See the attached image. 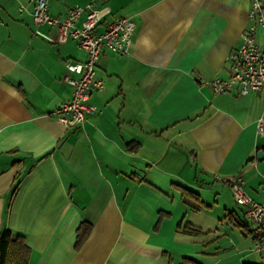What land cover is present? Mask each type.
<instances>
[{
	"label": "crops",
	"instance_id": "crops-1",
	"mask_svg": "<svg viewBox=\"0 0 264 264\" xmlns=\"http://www.w3.org/2000/svg\"><path fill=\"white\" fill-rule=\"evenodd\" d=\"M88 2L48 0V12L65 16ZM250 3L95 0V30L129 17L132 44L127 54L99 55L104 88L69 129L52 111L71 98L65 62L84 61L85 51L74 39L33 33L58 35L55 25L36 26L17 0H0V231L24 238L26 264H180L183 256L264 264L225 180L240 174L264 203V132L254 126L264 96L208 84L230 74ZM256 36L262 42L264 31Z\"/></svg>",
	"mask_w": 264,
	"mask_h": 264
},
{
	"label": "built area",
	"instance_id": "built-area-1",
	"mask_svg": "<svg viewBox=\"0 0 264 264\" xmlns=\"http://www.w3.org/2000/svg\"><path fill=\"white\" fill-rule=\"evenodd\" d=\"M18 10L31 14L36 26L43 23L55 25L57 37L50 38L35 29L33 33L39 34L50 42H66L68 38L76 40L85 51V60L65 62L68 70L62 80L72 88L71 98L61 102L54 110L57 121L66 128L78 126L83 123L86 115L94 111L89 104L91 93L104 88L102 79L95 75V67L99 55L107 49L118 54L129 53L132 44L133 21L129 17H118L110 21L104 31L95 29L102 14L93 8L95 0L84 5H73L65 16H54L48 12V0H17ZM248 11L250 22L241 33V43L234 48L228 56L230 74L226 78L214 77L208 81L215 92L231 91L235 85L238 94L245 95L250 92H261L264 96V40L257 39L258 29L264 31V0H251ZM84 13L80 25L76 22ZM264 100V98H263ZM261 115L256 120V132H264V105ZM229 182L231 196L235 204L242 208L243 216L252 224L253 246L252 250H264V203L257 202L244 189L241 175L225 178Z\"/></svg>",
	"mask_w": 264,
	"mask_h": 264
},
{
	"label": "trees",
	"instance_id": "trees-1",
	"mask_svg": "<svg viewBox=\"0 0 264 264\" xmlns=\"http://www.w3.org/2000/svg\"><path fill=\"white\" fill-rule=\"evenodd\" d=\"M16 183L14 186H16ZM231 213L233 214V211L226 213L225 217ZM245 225L248 226V222L245 223ZM90 229L91 226L87 223L78 227L76 246H79L83 242L87 234H89ZM183 231L193 234H198L200 232L198 229L191 227L188 224L184 225ZM249 232H252V230ZM28 249L29 246L21 235H13L8 229H2L0 231V264H26L29 257ZM180 264L201 263L192 257L183 256Z\"/></svg>",
	"mask_w": 264,
	"mask_h": 264
},
{
	"label": "water",
	"instance_id": "water-1",
	"mask_svg": "<svg viewBox=\"0 0 264 264\" xmlns=\"http://www.w3.org/2000/svg\"><path fill=\"white\" fill-rule=\"evenodd\" d=\"M263 152L262 151H258L257 152V157L260 158V156H262Z\"/></svg>",
	"mask_w": 264,
	"mask_h": 264
},
{
	"label": "rangeland",
	"instance_id": "rangeland-1",
	"mask_svg": "<svg viewBox=\"0 0 264 264\" xmlns=\"http://www.w3.org/2000/svg\"><path fill=\"white\" fill-rule=\"evenodd\" d=\"M234 202V201H233ZM234 204H235V202H234Z\"/></svg>",
	"mask_w": 264,
	"mask_h": 264
}]
</instances>
